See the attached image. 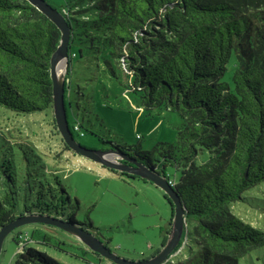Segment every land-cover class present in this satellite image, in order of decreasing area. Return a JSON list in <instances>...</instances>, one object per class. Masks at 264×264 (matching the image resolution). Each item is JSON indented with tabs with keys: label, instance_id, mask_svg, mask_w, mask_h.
I'll list each match as a JSON object with an SVG mask.
<instances>
[{
	"label": "trees",
	"instance_id": "1",
	"mask_svg": "<svg viewBox=\"0 0 264 264\" xmlns=\"http://www.w3.org/2000/svg\"><path fill=\"white\" fill-rule=\"evenodd\" d=\"M52 6L71 28L65 98L72 93V61L84 58L83 49L79 54L72 50L77 43L96 60L102 58L113 76H121L147 110L177 111L184 120L173 144L160 143L149 151L141 145L102 150L174 184L186 211L180 246L185 240L184 247L191 246L180 263L163 264H240L264 247V231L232 209L246 199L245 192L264 183V0H66ZM60 40L58 27L29 2L0 0V108L17 115L53 109L50 60ZM232 58L233 87L223 81ZM66 107L77 140L85 136L79 104L73 107L66 100ZM10 153L13 161L16 154L24 161L15 165V173L4 159ZM33 153L27 145L14 147L0 137V230L26 215L49 214L90 232V216L78 219L80 201L58 177L34 180L28 159ZM170 167L181 172L178 180L171 178ZM20 177L22 187L16 183ZM24 185L29 191L22 192ZM21 227L11 232L18 231L14 241H34V234ZM50 238L45 233L37 239L49 243ZM79 249L103 259L89 248ZM14 264L62 263L22 245Z\"/></svg>",
	"mask_w": 264,
	"mask_h": 264
},
{
	"label": "rangeland",
	"instance_id": "2",
	"mask_svg": "<svg viewBox=\"0 0 264 264\" xmlns=\"http://www.w3.org/2000/svg\"><path fill=\"white\" fill-rule=\"evenodd\" d=\"M47 1L56 7L66 3V0ZM80 48L83 49L84 58L78 56L72 61V93L65 98L73 107L79 104L76 111L83 123L85 136L78 137L77 142L99 151L111 145H141L144 150L149 151L160 143L176 142L184 122L179 112L168 109L147 110L140 98L128 88L125 80L108 71L101 57L99 61L96 60L94 53L86 49L85 45H72V50L77 54ZM234 59L229 63L223 78L232 87ZM67 76L68 70L66 88L69 83ZM69 118L70 121L74 119L71 109ZM0 137L14 147L22 144L34 150L35 153L28 155L30 169L35 170L36 174L34 180L53 182L58 177L72 199L78 198L80 201L78 219L83 221L89 215L94 224L90 232L113 253L130 261L141 262L157 255L162 245L166 244L169 235L164 239V234L169 229V222H172L174 205L171 202V208L165 192L150 181L132 178L128 173L106 167L76 153L63 140L53 109L17 115L0 108ZM105 155L112 161L121 162L117 153L108 151ZM15 158L16 161H13L11 153L4 158L6 165L14 173L15 165L24 163L21 155L16 154ZM168 173L175 180L181 175L174 167L168 168ZM30 179V185L33 186V177ZM19 181L16 183L22 187L21 177ZM24 186L22 192L25 189L29 191L28 185ZM244 197V201L233 204L234 214L264 231V183L245 192ZM51 207L50 205L49 208ZM48 216L50 219H59L49 214ZM62 221L68 222L64 218ZM20 230L35 236L34 241L28 238L22 245L47 252L62 264H114L104 257L100 261L91 253L83 254L79 248L88 247L55 224L33 223ZM189 231L191 233V226ZM17 232L6 237L0 264L15 263L17 253L22 248L13 239ZM45 233L51 236V242L37 239ZM189 247H184L177 257L171 258V253L166 262L180 263L187 258ZM240 264H264V247L254 250Z\"/></svg>",
	"mask_w": 264,
	"mask_h": 264
},
{
	"label": "water",
	"instance_id": "3",
	"mask_svg": "<svg viewBox=\"0 0 264 264\" xmlns=\"http://www.w3.org/2000/svg\"><path fill=\"white\" fill-rule=\"evenodd\" d=\"M38 11L47 16L60 30L61 40L56 51L52 54L50 60V75L53 83V110L55 120L60 134L65 143L76 153L91 158L92 160L101 163L102 165L116 169L133 176H138L141 179L150 181L161 188L174 205V216L172 218L171 231L169 233L166 244L162 245L161 250L152 258L135 262L126 258L120 257L113 253L104 243L96 238L93 234L83 229H80L69 222L60 219L49 218L48 215H26L11 222L0 230V256L6 237L15 229L33 223H52L61 230L74 235L83 242L92 252L99 254L114 264H163L166 262L169 255L178 247L183 236L184 227L186 224V211L182 205L179 194L172 187L167 179L158 172L140 164L132 162L127 164L123 162H115L106 158L105 153L108 151H99L89 149L82 146L75 139L69 125L65 91H66V71L68 70L70 57V40L71 28L64 15L54 8L46 0H26ZM65 71V72H64ZM115 153L114 151H109ZM128 161V160H126Z\"/></svg>",
	"mask_w": 264,
	"mask_h": 264
},
{
	"label": "built area",
	"instance_id": "4",
	"mask_svg": "<svg viewBox=\"0 0 264 264\" xmlns=\"http://www.w3.org/2000/svg\"><path fill=\"white\" fill-rule=\"evenodd\" d=\"M75 130H79L78 126H75ZM171 185H174L171 181H170ZM186 244V240L183 242V244L180 246V244L178 245V247L172 252V254L170 255V257H177L179 254L182 253L183 248Z\"/></svg>",
	"mask_w": 264,
	"mask_h": 264
},
{
	"label": "clouds",
	"instance_id": "5",
	"mask_svg": "<svg viewBox=\"0 0 264 264\" xmlns=\"http://www.w3.org/2000/svg\"><path fill=\"white\" fill-rule=\"evenodd\" d=\"M180 244V243H179Z\"/></svg>",
	"mask_w": 264,
	"mask_h": 264
}]
</instances>
